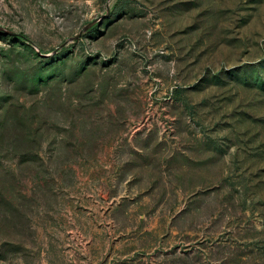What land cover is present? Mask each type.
Masks as SVG:
<instances>
[{"label": "rangeland", "instance_id": "1", "mask_svg": "<svg viewBox=\"0 0 264 264\" xmlns=\"http://www.w3.org/2000/svg\"><path fill=\"white\" fill-rule=\"evenodd\" d=\"M0 0V264H264V0Z\"/></svg>", "mask_w": 264, "mask_h": 264}, {"label": "trees", "instance_id": "2", "mask_svg": "<svg viewBox=\"0 0 264 264\" xmlns=\"http://www.w3.org/2000/svg\"><path fill=\"white\" fill-rule=\"evenodd\" d=\"M124 1L126 2V0H119L118 1L119 3L116 4V8L115 9L119 10L124 5Z\"/></svg>", "mask_w": 264, "mask_h": 264}]
</instances>
